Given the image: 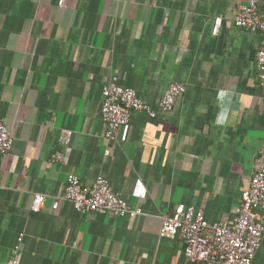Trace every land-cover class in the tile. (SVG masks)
<instances>
[{
  "label": "crops",
  "instance_id": "0c3cea01",
  "mask_svg": "<svg viewBox=\"0 0 264 264\" xmlns=\"http://www.w3.org/2000/svg\"><path fill=\"white\" fill-rule=\"evenodd\" d=\"M246 2L0 0V116L14 139L0 156V264H186L184 242L159 235L177 206L235 221L264 144L261 34L234 24ZM113 77L155 109L172 83L187 90L157 119L134 112L119 145L101 117ZM69 174L107 177L143 214L77 213ZM37 194L47 203L33 213Z\"/></svg>",
  "mask_w": 264,
  "mask_h": 264
},
{
  "label": "built area",
  "instance_id": "2783aa9c",
  "mask_svg": "<svg viewBox=\"0 0 264 264\" xmlns=\"http://www.w3.org/2000/svg\"><path fill=\"white\" fill-rule=\"evenodd\" d=\"M73 0H61L69 4ZM222 18L216 20L214 33L218 34ZM236 27L252 33L261 34L260 46L256 57L259 86L264 96V0H247L239 6L234 19ZM187 86L174 82L166 90L158 108H153L139 93L111 78L103 87L101 117L106 126V138L111 143L124 144L129 141L134 112L146 114L151 119L171 113L185 94ZM69 135V134H67ZM62 143L68 137H62ZM14 139L3 118L0 116V156L12 150ZM107 150L105 155L110 156ZM66 159L65 151L52 155V163L59 164ZM63 200L84 216L89 214H108L114 218H136L143 214L141 208H133L121 193L113 189L109 179L97 176L90 184L83 183L77 174H69ZM47 203L43 194L35 195L32 212L40 213ZM59 202H55L57 209ZM175 214L163 219L160 237L181 239L185 244L186 264H253L264 240V144L250 187L243 192L237 218L233 223L212 224L202 210L193 206L179 205ZM23 235L19 241L22 240ZM10 264H18L12 261Z\"/></svg>",
  "mask_w": 264,
  "mask_h": 264
}]
</instances>
